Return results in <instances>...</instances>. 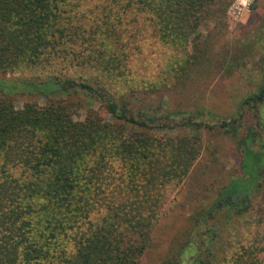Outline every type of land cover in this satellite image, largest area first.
<instances>
[{"label": "trees", "instance_id": "obj_1", "mask_svg": "<svg viewBox=\"0 0 264 264\" xmlns=\"http://www.w3.org/2000/svg\"><path fill=\"white\" fill-rule=\"evenodd\" d=\"M225 1L0 0V74L43 75L15 82L46 95L43 104L17 107L0 76V264H140L166 189L187 175L200 151L193 138L163 143L151 132L178 126L218 127L232 137L243 128L242 172L190 215L160 264H264V205L250 240L229 255L215 222L249 211L264 184V81L217 125L186 112L174 122L172 112L160 113L135 87L119 85L128 76L127 46L143 48L150 38L164 56L160 79L147 92L164 95L168 81L182 85L202 60L203 21ZM89 39L95 45L71 57ZM68 55L80 67L78 77L62 73ZM75 96L99 101V109L83 104V117L75 118L81 107ZM248 111L252 122L244 119Z\"/></svg>", "mask_w": 264, "mask_h": 264}, {"label": "rangeland", "instance_id": "obj_2", "mask_svg": "<svg viewBox=\"0 0 264 264\" xmlns=\"http://www.w3.org/2000/svg\"><path fill=\"white\" fill-rule=\"evenodd\" d=\"M220 7L218 15L206 18L199 29L204 48L201 52L202 60L182 85L173 86L172 81H168L169 89L164 95H150L147 92L151 87L149 82L160 79L155 74L164 56L154 39L150 38L143 48L135 44L127 46L128 76L124 78V84L119 82L120 87H135L137 96L145 97L146 102L159 106L160 113L172 112L176 116L174 122L177 123L185 112L194 115V120L208 124L217 125L223 120L229 121L236 115L241 102L257 93L264 81V0H226ZM126 27L130 29L132 26L130 24ZM88 32L81 33L80 39H86ZM125 33L129 34L127 30ZM95 43L91 39L85 40L71 57L80 59ZM61 48V45L56 47L57 54H63ZM69 58L68 55L67 61L61 64L62 73L78 77L80 67L75 64V59L70 63ZM0 76L5 77L2 82L10 92L15 106L21 107L24 102L44 103L46 95L43 91L22 88L24 85L15 80L42 81L45 76L35 77L31 72L23 70ZM48 96L57 95L49 92ZM71 98V101L81 104L74 115L77 119L84 115L83 104L99 109L100 102L97 100L85 104L84 97ZM259 114L264 115V107ZM244 119L252 122L254 118L248 111ZM151 132L158 142L163 143L169 136L193 138L200 145V151L187 175L166 189L152 245L140 264H160L186 223L191 222L190 215L201 206H208L219 187L240 176L242 170L237 140L245 130L242 128L237 137L223 133L218 127L208 129L204 126L153 128ZM263 205L264 184H261L253 194L249 211L241 215L230 211L223 218L215 220L219 223L220 238L228 248L226 254H231L234 246L250 240L255 213Z\"/></svg>", "mask_w": 264, "mask_h": 264}]
</instances>
